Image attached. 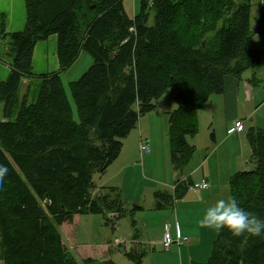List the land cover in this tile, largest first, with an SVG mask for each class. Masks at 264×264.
Segmentation results:
<instances>
[{
	"label": "trees",
	"instance_id": "1",
	"mask_svg": "<svg viewBox=\"0 0 264 264\" xmlns=\"http://www.w3.org/2000/svg\"><path fill=\"white\" fill-rule=\"evenodd\" d=\"M124 1L26 0V27L11 34L0 14V62L10 69L0 81V164L9 169L0 188L3 264H80L59 226L79 215H102L109 225V214L121 219L136 210L124 208L118 188L94 196V177L120 158L141 118L171 94L177 105L169 117L171 163L182 171L197 150L188 139L199 134V113L224 93L226 77L240 79L261 64L263 54L249 49L250 0H142L134 18ZM53 35L60 70L37 75L35 47ZM82 52L93 63L69 84L76 120L62 74ZM247 141L254 169L232 177L231 196L264 219V130L251 128ZM191 183L175 182L165 206L182 199ZM219 233L206 264H264V237ZM83 264L116 263L89 257Z\"/></svg>",
	"mask_w": 264,
	"mask_h": 264
},
{
	"label": "crops",
	"instance_id": "2",
	"mask_svg": "<svg viewBox=\"0 0 264 264\" xmlns=\"http://www.w3.org/2000/svg\"><path fill=\"white\" fill-rule=\"evenodd\" d=\"M0 14L6 16V31L8 33L11 34L24 31L27 22L26 0H0ZM57 38L56 35H53L48 40L41 41L36 45L33 56L35 74L44 75L59 72L60 63L58 59ZM253 40L254 38L252 36L249 42V49L252 51H258L251 47ZM4 52L5 47L0 44V58H2ZM85 62L88 63L87 58H85ZM256 69L246 71L240 79L231 76L226 77L224 93L221 95H215V97L213 96L202 112L199 113L198 122L200 133L197 135L198 137L201 136L204 113H206L208 117L210 128H215L213 131L214 133L212 134L214 144L210 143L208 147V150L210 153L212 152V155L209 158H206L202 164L198 162V164H195L193 167H187V171L185 172V169H183L169 177L168 174H166V176L162 174L166 178L162 175L161 177H157L159 183L165 185L168 189L165 191L159 189V191L154 193V195L158 197L153 195L155 205L152 210L155 211V209H157L163 211L167 207H171L170 209H172L174 213L173 218L175 219L174 238H177L178 236L187 237L189 238V241L182 245L175 243L170 248H165V251L162 252L157 251L156 249L152 250L150 243H148L149 247L146 246L147 243L142 241L139 235L131 236L126 239L125 242L120 238H116L114 241L115 244L109 243L107 245H102L104 248L100 251L98 255L99 257L91 258L98 260L112 259L115 261L116 246H123L121 250L126 258H124L122 263L115 262L116 264L134 263L126 256V253L129 252L133 253L136 257L141 258V264H144L146 261H148L149 264H206L208 262L212 254L214 243L220 233L216 230L201 227L200 220L208 207L213 205L217 200L224 199L223 196H227L228 194L231 195L229 182L236 173L243 172L240 170L246 168L250 164L254 168V164L252 163V148L247 141V135L251 128H260V125L257 124L256 121L254 122L255 125L249 124L253 122V119L251 118L259 112L258 109L264 105V99L258 104L260 101H257L255 95V89L259 87L258 84L260 83V80L258 79L260 73L255 71ZM9 74V67L0 62V81L7 80ZM25 83H27V81H25ZM157 109L153 113L148 114L150 116L147 124H144V122L141 121L140 141L141 138L148 140L149 146L153 142L152 137H154V135L153 129L151 128L154 120L158 118L156 114ZM256 110H258V112H256ZM237 121H241L244 125L243 132L233 130ZM248 121L249 124L247 125ZM262 128L264 129V127ZM143 134H146V136ZM221 134L222 139L219 141L218 138H220ZM167 151L169 152L168 156L170 155L169 157L171 159L170 147L167 148ZM151 152L153 153L152 150ZM148 158H150L148 164L153 165V167L154 164L156 166L158 160L156 159L155 161V156H152L150 153L147 160ZM136 160L137 157H135V159H132V157L121 159L120 156L104 175L95 176L94 181L97 179V183L95 182L96 189L94 191V196L98 197L99 195L106 194V189L108 188L122 189L123 193H125L124 183L135 177L134 173L140 171V174L144 175ZM145 166L146 164L143 165V168H145ZM142 178L144 180L146 179L144 176ZM178 180L187 181L188 183L192 182V184L206 180L210 183L211 187L205 192L191 193L188 191L184 194L182 199L175 200L174 203L165 206L168 198L175 195V182ZM223 185L225 186L224 188ZM161 200L164 201V205L162 208H158V201L160 202ZM135 202L137 205V207H133L137 209L135 213L145 211L143 203L144 199L138 197L135 199ZM123 206L128 211L132 210L126 208L125 204H123ZM77 217L78 216L74 217L72 223H66L59 227L61 228L66 225H72ZM108 217L111 220L109 225L113 224L114 227L116 225H121L119 220L125 218L117 219L118 214L115 213L109 214ZM61 240H63V237ZM63 243L67 248L64 240ZM72 243L76 244V241L73 240ZM159 244H162V239H160ZM146 248L152 250V252H148ZM68 249L70 253L74 255L72 252L76 251V249H74L73 246ZM0 264H3V261H0Z\"/></svg>",
	"mask_w": 264,
	"mask_h": 264
},
{
	"label": "rangeland",
	"instance_id": "3",
	"mask_svg": "<svg viewBox=\"0 0 264 264\" xmlns=\"http://www.w3.org/2000/svg\"><path fill=\"white\" fill-rule=\"evenodd\" d=\"M172 1L178 2L179 0ZM235 1L237 3H240L242 0ZM250 1L252 4L250 28L254 32V40L251 43V47L253 49H257L259 52L261 51V53H264V0ZM141 2L142 0L124 1L126 12L131 18H134L136 14L139 13ZM153 23L154 12H152L151 14L149 25H153ZM80 56L78 60L74 63V65L67 72L62 74L63 83L66 88L68 99L70 100L74 109L76 120H78L77 108L70 92L69 84L73 81H77L78 79H80V77H82L83 74L88 71V69L93 63L92 57L87 52H82ZM85 58H87L88 63L85 62ZM255 71L260 73V75H258V79L260 80V83L258 84L259 87L255 89V95L257 97V101H260L258 104H260L264 99V54L260 67ZM157 104L158 109L156 111V114L158 118L155 119L152 124L151 129H153L154 137H152L153 142L150 145V148L153 151V153L151 152L152 156H155V161L156 159L158 160L156 166L155 164L154 167L153 165L148 164L150 158H148L147 160V157L150 156V154L146 151L142 153L139 143L141 121H143L144 124H147L150 115L143 116L141 118L138 129H135L128 138L123 140L124 150H122L123 154L121 155V159H128L130 157H132V159H135V157H137L136 161L138 162L141 168V172L144 173V175H141L140 171L134 173L135 177L131 178L130 180H127L124 183L125 193H123L122 189H119L121 192L122 202L123 204H125L126 208L134 210L136 208L133 207H137V205L135 204V199L139 197L140 199H144L143 203L145 206V211L135 213L137 210L136 209L135 211L129 213L127 217L123 218L122 220H119L121 225H116L115 227L113 226V224L105 225V218L102 215H79L72 225H66L61 228L59 227L63 240L67 245V248L73 246L74 249H76V251L72 253H74L76 259L80 264H83V260L87 257H99L98 255L100 251H102L104 248L102 247V245H107L109 243L115 244L114 241L116 240V238H120L125 242L126 239H128L129 237L139 235L140 239L147 243L146 246L149 247L148 243H150L152 250L156 249L157 251L164 252L165 248L162 246V244H159V241L164 235L166 225H170L172 235L173 237H175V219L173 218L174 213L172 209H170L171 207H167L163 211L157 209L153 211L152 208L155 205V199L153 196L154 193L156 191H159V189H162V191L168 189L165 185L159 183L157 177H161L162 174H164L165 176L166 174H168L169 177L172 174L177 173L178 171L173 170L171 159L169 157L170 155L168 156L169 152L167 151V148L170 147L168 135V120L171 113L174 112L177 108V105L173 101L170 93L164 95L160 100H158ZM134 109L137 110V106L134 105ZM258 110H256V112L258 113L251 118L253 119V122L249 124L248 121L247 125H255L254 122L256 121V123L260 125V128L263 129L262 127H264V105H262L261 108H259ZM203 116L204 117L202 119L201 136L198 137L196 135V137L188 139L189 143L197 148V152L194 153L195 155L191 160V163H189L187 167H193L195 164H198V162L202 164L206 158H209L212 155V152H209L208 147L210 143H213L212 134L214 133L213 131L215 130V128H210L206 113H204ZM143 135L146 136V134ZM218 139L219 141L222 139V134ZM142 164H146L145 168H143ZM187 167L184 168V172L187 171ZM253 169V166L250 164L249 166L243 168L240 171L247 172L253 171ZM143 176L146 177L145 180L142 178ZM96 180L97 179H95L94 182H96ZM224 187L225 186L223 185V188ZM223 198H231V195L228 194L227 196H223ZM160 202L163 203L164 201L161 200ZM73 240L76 241V244L72 243ZM122 248L123 246H116V263H122L124 258H126L123 251L121 250ZM152 250L147 249L148 252H152ZM0 261H2L1 250ZM129 264L137 263L134 262ZM144 264L149 263L148 261H146Z\"/></svg>",
	"mask_w": 264,
	"mask_h": 264
},
{
	"label": "clouds",
	"instance_id": "4",
	"mask_svg": "<svg viewBox=\"0 0 264 264\" xmlns=\"http://www.w3.org/2000/svg\"><path fill=\"white\" fill-rule=\"evenodd\" d=\"M8 172V167L0 164V188ZM200 226L216 231L227 230L233 237H264V219L245 210L235 198L219 199L208 207Z\"/></svg>",
	"mask_w": 264,
	"mask_h": 264
},
{
	"label": "built area",
	"instance_id": "5",
	"mask_svg": "<svg viewBox=\"0 0 264 264\" xmlns=\"http://www.w3.org/2000/svg\"><path fill=\"white\" fill-rule=\"evenodd\" d=\"M233 130L237 131V132H243L244 131V125L242 124L241 121H237L234 125ZM139 143H140V148H141L142 153H144V151L148 152L149 154L151 153L148 140H144L143 138H141V141ZM210 187H211L210 183L206 180H203L201 182H197V183H193V184L191 183L189 185V191L191 193L192 192H205ZM188 241H189V238H187V237L178 236L177 238H174L172 235V232H171L170 225H167L165 227L164 235L162 237V245L164 246V248H166V249L170 248L175 243L182 245Z\"/></svg>",
	"mask_w": 264,
	"mask_h": 264
}]
</instances>
